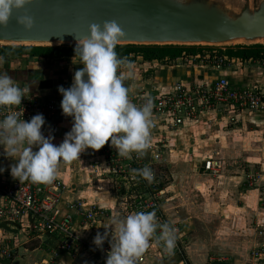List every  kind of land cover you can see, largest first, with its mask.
Segmentation results:
<instances>
[{
    "label": "crops",
    "instance_id": "0c3cea01",
    "mask_svg": "<svg viewBox=\"0 0 264 264\" xmlns=\"http://www.w3.org/2000/svg\"><path fill=\"white\" fill-rule=\"evenodd\" d=\"M219 54L223 55L221 52ZM234 60L226 67L217 68L202 60L184 56L174 61L152 62L137 57L131 61L135 76L126 80L130 87L129 97L142 93L161 95L170 92L177 83L196 85L211 83L220 78H227L235 88L264 86V59ZM11 62L5 61L0 71L11 75L18 85H27L33 92L50 97H62L58 86L70 87L74 72L83 67L78 57H30L25 61L21 59L17 63ZM251 126L255 128L250 130ZM71 127L72 120L66 115L60 116L49 131L54 136L53 143L60 144ZM150 131L153 148L147 149V153L161 156L154 168L160 183L167 182L161 195L162 220L180 228L179 239L182 241L185 240L184 234L187 235L186 239L191 234L190 240H196L185 250L189 263L226 264L228 262L221 258L210 263V255L230 253L238 256L245 244L246 247L251 244L255 245L254 259L264 264V254L259 252L264 250V203L260 204L264 192L257 189L264 180V159L255 160L253 156L243 158L246 163L259 165L258 168L263 172L262 175L255 170L258 174L254 186L247 182L248 174L253 171H245L244 166L229 174L222 173L224 162L219 161L222 168L218 174L207 172L203 167L205 161L216 160L212 153L225 150L226 135L241 131L263 135L264 113L243 112L234 124L230 122L229 116L207 114L173 132L160 126H153ZM110 150L116 151L109 141L100 150L89 148L76 160L58 164L56 178L64 187L59 208L61 215L73 217V232L77 236L76 250H60L57 237H31L28 230L8 228L6 233L13 238L12 242L16 243L17 249L13 263L6 264H103L92 249L97 232H105L104 227L110 225L114 217L122 218L138 212L131 189L125 186L127 183L121 176L113 172L108 161L106 152ZM3 153L4 149L0 146V167L5 169L0 173V181L13 179L10 165L15 162ZM89 210L96 214L93 221L86 218ZM208 228L213 232L209 233ZM157 232L145 250L146 264H162L152 248L159 243ZM191 257L199 263H194ZM228 261L231 259L228 258Z\"/></svg>",
    "mask_w": 264,
    "mask_h": 264
},
{
    "label": "clouds",
    "instance_id": "9594fccd",
    "mask_svg": "<svg viewBox=\"0 0 264 264\" xmlns=\"http://www.w3.org/2000/svg\"><path fill=\"white\" fill-rule=\"evenodd\" d=\"M31 2L0 0V26L8 25L13 10L24 9ZM17 23L31 29L34 19L25 14L17 17ZM123 36L119 24L112 20L104 21L102 27L92 24L90 35L76 37L75 57L83 67L74 72L70 87L58 86L62 113L72 118V127L60 144L53 143L51 133L44 135L42 128L46 119L42 113L28 121L20 119L21 113L11 111L0 119L3 155L15 161L10 165L13 179L50 184L58 175L60 162L76 160L89 148L100 150L109 141L117 154L125 158H131L132 153L143 156L149 149L153 101L146 98L137 106L129 97L130 87L125 81L135 76L134 66L127 58L118 57L115 51ZM4 62L0 56V66ZM28 91L27 87L18 86L7 72L0 71V107L20 105ZM4 171L0 167V173ZM131 172L133 178L139 175L149 183L154 180L149 166L133 168ZM104 228L103 234L97 232L93 244L103 250L104 242L110 243L105 264H137L158 229L156 239L163 241L164 250L171 253L175 247V229L168 223H158L155 212L138 211L122 218L114 217Z\"/></svg>",
    "mask_w": 264,
    "mask_h": 264
},
{
    "label": "built area",
    "instance_id": "2783aa9c",
    "mask_svg": "<svg viewBox=\"0 0 264 264\" xmlns=\"http://www.w3.org/2000/svg\"><path fill=\"white\" fill-rule=\"evenodd\" d=\"M75 47V46H73ZM189 59L202 60L217 68L226 67L233 63L234 58L220 55L216 49L204 53V55L188 56ZM125 84L127 85L126 81ZM27 87L28 92L20 105L0 107V119H3L11 111L21 113L20 119L30 121L37 113H42L46 123L42 128L44 135H48L52 124L62 115V97H50L44 93H35ZM146 98L153 101V126H160L167 131H176L179 127L189 122H196L207 114H222L229 116L232 124L237 122L238 116L243 112L264 113V86L235 88L227 78H220L211 83L196 85H185L177 83L174 88L161 95L140 94L130 97L137 106L142 105ZM72 120L71 117L67 116ZM151 146L148 150L152 149ZM145 151L143 156L135 153L131 158L121 157L117 151H107L108 161L113 172L121 176L128 189H131L135 200V209L143 212L160 211V200L162 191H157L156 186L160 184L158 172L154 168L156 162L161 160L159 154L148 155ZM148 157V158H147ZM149 166L154 173V180L149 183L143 177L136 175L133 178L131 170ZM222 165L219 161H205V171L218 174ZM257 176L249 173L247 182L253 186ZM64 194L63 184L56 178L50 184H34L30 181H18L15 179L0 181V264L13 263L17 245L12 242L6 229L19 227L28 230L31 237H42L45 235L57 237L60 241L59 249L62 251H73L77 248V236L73 232V217L61 215L60 201ZM96 214L89 210L86 218L93 221ZM166 223L161 220V224ZM171 226V225H170ZM175 229L176 242L171 253L164 250L163 241L152 246L157 260H172V264H191L185 256V242L179 239L181 234L178 226ZM156 236L159 235V229ZM102 232L101 234H103ZM110 239V237H109ZM100 261L105 264L107 254L110 251L108 240L104 242L103 250L92 247ZM264 254V250L259 251ZM146 253L138 258L137 264H146Z\"/></svg>",
    "mask_w": 264,
    "mask_h": 264
},
{
    "label": "water",
    "instance_id": "95a60500",
    "mask_svg": "<svg viewBox=\"0 0 264 264\" xmlns=\"http://www.w3.org/2000/svg\"><path fill=\"white\" fill-rule=\"evenodd\" d=\"M25 14L31 29L17 23ZM112 20L124 32L117 45H264V0H32L0 26V45L75 46Z\"/></svg>",
    "mask_w": 264,
    "mask_h": 264
},
{
    "label": "rangeland",
    "instance_id": "374dc122",
    "mask_svg": "<svg viewBox=\"0 0 264 264\" xmlns=\"http://www.w3.org/2000/svg\"><path fill=\"white\" fill-rule=\"evenodd\" d=\"M238 45L239 44H229V45H222V46H217V47H204L203 46V47H197V48H203V50L205 52L210 51L212 49H216L219 53L221 52L223 55H225V53L227 54L229 49L235 48ZM0 46H5V45H0ZM189 48H191V47H189ZM20 57H23V58H20ZM28 58H30V57L29 56H19V57L18 56H12L9 60L12 61L11 63H17L21 59L23 61H25V60H28ZM231 59H233V58H231ZM22 63H24V62H22ZM25 64H26V62H25ZM261 126H262V124H261ZM251 127L249 128L250 130H253V128H255L253 126H251ZM236 131H238V130H236ZM253 134H254V132L250 134L249 132L241 131L238 134L233 133L230 135H226L224 138L226 140V146H227L224 148L225 150H223V151L219 150L217 152H214V154L212 153V156L216 160L225 163L223 170H222L223 174H229L230 172H232V170L238 171L240 169V166H244V168H246L245 171H247L248 169L252 170L256 176H257L258 172H260V174L263 173L258 168L259 165H256L254 163H252V164L246 163V161L243 160V158H251L252 156L255 158V160L264 159V147L262 146V142H264V134L263 135H260V134H256V135L254 134L253 135ZM218 142H219V140H218ZM226 148H227V150H226ZM184 168H185V166H184ZM255 170L258 172H256ZM162 184L165 186L167 184V182H164V183L162 182ZM119 188H121V184H119ZM122 188L126 189V187H124V186H122ZM258 188L262 189L264 192V180L261 183H259V186L257 187V189ZM262 196L260 197V200H261L260 204L264 203V195H262ZM161 205H162V200H160V207H161ZM151 212H155L156 220L158 221V223H160V220L163 219L160 211H151ZM208 231H209V233L213 232L211 230V228H208ZM186 236L187 235H185V234L183 235V238L185 239L184 240L185 250L188 249V247H190L192 245V241H194V242L196 241V240H190L191 234H190V236L188 235L189 238H187V239L185 238ZM21 238H24V237L21 236ZM254 249H255V245L250 244L249 247H246V244H245V246L243 247V251L240 253V255L232 256V254H230V253H225V255H214V254H212V255H210L209 262L213 263L214 261H218L219 258H221V259H224V261L228 262L226 264H236V263L237 264H260V262H258L257 260L254 259V254H253ZM191 258H192L191 260L194 263H199V262H196V260L193 257H191ZM228 258H230L231 261H228ZM154 259H156V257H154ZM151 260H152V258H151ZM162 264H172V260L171 261L170 260H164V262H162Z\"/></svg>",
    "mask_w": 264,
    "mask_h": 264
},
{
    "label": "trees",
    "instance_id": "16d2710c",
    "mask_svg": "<svg viewBox=\"0 0 264 264\" xmlns=\"http://www.w3.org/2000/svg\"><path fill=\"white\" fill-rule=\"evenodd\" d=\"M115 51L118 57L135 61L137 57H142L144 61H174L184 55L196 56L203 53V48L182 47V46H135L116 45ZM0 56L4 61H8L12 56H29L43 59H61L75 57L73 46L58 47H37V46H0ZM225 56L239 59L241 61L263 60L264 45L255 44L251 46L238 45L228 50ZM164 185L160 183L156 186L157 191H162Z\"/></svg>",
    "mask_w": 264,
    "mask_h": 264
}]
</instances>
